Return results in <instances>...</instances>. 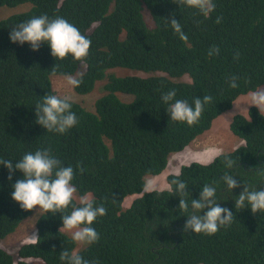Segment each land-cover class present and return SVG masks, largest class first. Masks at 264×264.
Here are the masks:
<instances>
[{"label":"trees","instance_id":"obj_1","mask_svg":"<svg viewBox=\"0 0 264 264\" xmlns=\"http://www.w3.org/2000/svg\"><path fill=\"white\" fill-rule=\"evenodd\" d=\"M215 4L205 18L174 0H0V160H11L15 168L26 153L49 149L62 166L73 167V205L88 195L95 206L107 209L92 225L100 240L79 250L85 259L99 264H264V212L235 207L245 186L264 190V114L256 107L230 123L231 133L244 145L210 164L183 166L178 177L168 175L167 189L144 191L150 178L164 174L172 158L210 131L238 99L264 87V0ZM172 14L186 42L166 24ZM41 15L62 17L87 36L86 60L71 55L55 59L43 43L34 52L27 43L11 42L12 28ZM217 17L222 18L219 24ZM213 46L219 54L209 56ZM119 70L130 74L120 76ZM68 75L82 83L69 93L58 92L53 77ZM233 76L238 77L235 89L229 86ZM172 89L175 99L190 105L195 98L212 96L198 123L170 119L161 96ZM98 91L92 109L78 100ZM48 94L71 98L78 123L65 134L36 123L35 107ZM225 157L235 161L231 169L225 167ZM225 173L240 187L228 190ZM8 177L0 165V241L36 212L12 199L23 174L15 171ZM177 178L187 186L184 196L171 185ZM205 185L214 186L217 202L234 214L231 226L212 236L184 231L191 199H199ZM180 199L189 203L187 212L179 209ZM38 210L35 233L40 241L21 245L18 257L0 247V264H30L28 259L62 264L60 253L77 248L70 233L59 232L61 216L70 214L71 206L56 214Z\"/></svg>","mask_w":264,"mask_h":264},{"label":"clouds","instance_id":"obj_2","mask_svg":"<svg viewBox=\"0 0 264 264\" xmlns=\"http://www.w3.org/2000/svg\"><path fill=\"white\" fill-rule=\"evenodd\" d=\"M179 6H187L196 10L197 13L209 17L216 8L215 0H174ZM221 17H217L216 23L221 22ZM167 25L174 30L182 41H187L188 37L182 31V25L177 22L174 14L165 20ZM12 43L20 45L29 44L32 51H38L41 44H47L51 49V54L55 59L64 60L71 55L76 61H84L89 55L91 40L81 34L80 30L62 17L49 19L46 15L33 17L26 22L20 23L12 28L10 33ZM219 48L213 46L209 50V56L218 55ZM239 59V53L236 54ZM55 75V68L52 69ZM66 83L71 88H77L82 81L71 75L65 76ZM238 77L233 76L229 86L233 89L238 87ZM250 106L256 107L260 113L264 112V87H259L248 93ZM176 91L169 90L162 94L163 103L168 105V115L172 121L186 123L193 126L200 120L204 112L205 105L212 102V96L206 95L203 99L195 98L193 105L186 100L175 99ZM36 123L46 129L48 132L65 134L78 123L76 114L71 110V98L68 96L60 97L54 94H48L42 99V103L36 107ZM244 111H247L244 109ZM228 113L224 114L227 115ZM230 114V113H229ZM223 115V116H224ZM219 119V118H218ZM208 131L207 133H209ZM206 133V134H207ZM196 142V141H195ZM195 142L191 145L193 146ZM189 146L187 150L193 149ZM220 148L209 150L207 158L201 157L199 162L207 165L213 162L215 158L222 154ZM200 154H198L199 156ZM235 161L225 157L224 165L231 169ZM9 171L8 179H12V174L19 171L23 178L17 180L14 184L12 199L17 202L25 211L33 209H43L45 213H63L71 206L70 214L61 216L63 227L59 232L71 234L72 241L77 245L72 251L64 249L59 258L62 264H99L97 260H88L80 255V249L86 248L97 243L100 240V234L92 225L100 218L104 217L107 209L103 205L95 206V201L88 195L79 197V206L73 205L77 199V188L73 184L75 171L73 167H64L49 149L37 150L35 153H26L13 168L11 160H0ZM81 173L85 171L83 167L77 165ZM179 172L176 173L178 177ZM228 190L240 187V183L232 175L225 173L222 177ZM171 185H175V191L181 196L187 194L186 184L181 180L173 179ZM169 185V190H171ZM158 190V186L149 181L144 191L152 193ZM216 188L211 185H205L200 192L199 199H191L192 213L184 226V231H191L195 234L207 236L215 235L221 228L230 227L234 214L225 207H221L216 199ZM236 208H250L253 214L264 212V190H249L244 187L242 193L235 200ZM179 209L187 212L189 203L185 199H180ZM207 209V211H204ZM203 212V215L201 213ZM40 241L38 233H33L26 243L35 244Z\"/></svg>","mask_w":264,"mask_h":264},{"label":"rangeland","instance_id":"obj_3","mask_svg":"<svg viewBox=\"0 0 264 264\" xmlns=\"http://www.w3.org/2000/svg\"><path fill=\"white\" fill-rule=\"evenodd\" d=\"M10 14V11L8 12ZM81 74V73H80ZM130 74L128 71L119 70L118 75L123 76ZM65 76L53 77V83H55V88L58 92L69 93L71 87L67 85ZM103 84V83H101ZM99 96V91L94 92L93 95H88L85 97H80L78 100L84 103V106L92 109V102L96 100V97ZM125 99H128V96H123ZM249 104V96L241 97L234 103V108L230 114L224 115L217 119L210 132L201 136L196 140L195 144L191 146L190 150L185 151L181 155H176L172 158V161L169 163L167 169L164 171V174L161 176L150 178L149 181L154 182L159 190L167 189V177L169 174H176L180 172L181 168L185 165H190L194 162H199L200 158H207L210 154L209 150L213 148H220L223 150L222 154L235 150L236 147L242 146L245 144L243 140L238 139L230 131V123L233 120L235 115H244L248 116V111L252 107ZM246 109L247 111H244ZM264 114V112H262ZM198 154H200L198 156ZM148 181V182H149ZM36 209V212L25 221L15 234H12L5 240L0 241V247L4 248L10 252L13 256L18 257V251L21 245L25 244L33 233L36 232V220L40 211ZM30 264H43L42 261L38 259H28Z\"/></svg>","mask_w":264,"mask_h":264}]
</instances>
